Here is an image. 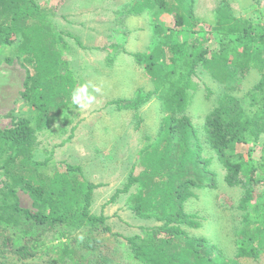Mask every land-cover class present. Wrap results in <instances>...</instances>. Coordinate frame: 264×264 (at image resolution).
Returning <instances> with one entry per match:
<instances>
[{
  "label": "trees",
  "instance_id": "1",
  "mask_svg": "<svg viewBox=\"0 0 264 264\" xmlns=\"http://www.w3.org/2000/svg\"><path fill=\"white\" fill-rule=\"evenodd\" d=\"M182 1L139 0L131 6L134 14L147 11L156 20L150 51L131 54L143 66L153 90L109 104L137 111L156 97L163 116L158 136L141 149L122 188L108 201L136 187L127 201L130 211L157 224L141 227L139 235L123 237L112 233L103 214L91 213L93 192L102 184L86 181L78 165L67 163H60L63 171L45 174L40 168L49 160L34 159L37 128L47 116L54 118L75 107L71 94L79 83L63 57L65 35L54 30L51 10L35 0H0V47L20 37L16 52L33 69L26 74L21 97L38 113L37 128L27 118L10 114L11 127L0 130V176L4 178L0 224L12 231L15 239L7 240L10 252L19 259L33 258L41 248L42 254L52 251L57 264H119L113 253L101 254L107 234L122 238L124 257L133 264H241L240 260L258 262L264 255V191L255 175H264V156L254 165L249 159L253 148L248 149L247 159L236 152L239 145L254 147L264 136V27L238 21L227 8H220L211 31L219 37L218 47L210 52L206 39L193 37L199 34L193 29L197 24L191 7L194 0H185V5ZM167 22L173 25L166 27ZM183 30L191 38L185 43L173 33ZM200 66L227 91L204 117L203 144L215 153L224 183L242 190L236 207L242 214L241 227L234 237L236 252L228 260L215 243L190 235L189 231L201 227V220L185 211V204L197 198L196 192L217 188L212 158L203 157L199 131L185 114ZM251 71L258 73L257 82L242 96L232 95ZM62 118L67 120L66 115ZM260 148L264 155V144ZM17 190L29 196L32 209L20 206ZM255 199L259 201L252 213ZM72 232L77 235L72 237ZM54 234L67 241L51 248L46 239Z\"/></svg>",
  "mask_w": 264,
  "mask_h": 264
},
{
  "label": "rangeland",
  "instance_id": "2",
  "mask_svg": "<svg viewBox=\"0 0 264 264\" xmlns=\"http://www.w3.org/2000/svg\"><path fill=\"white\" fill-rule=\"evenodd\" d=\"M41 7L51 10V23L56 32L63 33L67 48L62 51L64 59L69 63L81 83H91L101 90L93 93L96 102L88 109H80L77 105L57 117L47 116L40 129L37 128L38 113L30 102L21 97L26 74L33 69L24 62V57L16 52L20 37H15L9 46L0 47V130L11 127L10 114L25 117L33 128H37L38 148L34 159L49 160L40 169L52 175L55 171H63L60 163L78 165L81 177L94 184H105L92 197L91 213L106 214L109 211L111 221L106 222L116 233L123 237H132L141 233L140 228L157 224L153 220H141L129 209L128 200L136 193V187L129 193L120 194L118 203L107 210L108 201L113 195V188L125 183L130 168L137 163L138 155L143 147L155 140L161 130V104L152 97L141 105L137 111L124 109L109 104L116 100H131L138 91L148 93L153 90L150 78L142 65L136 62L131 54L148 53L152 46V24L156 20L147 11L134 14L131 6L139 0H35ZM183 4L185 0L182 1ZM186 4V3H185ZM184 4V5H185ZM193 16L197 20L194 38L206 39L207 48L211 52L218 47L219 37L211 33L220 8H227L238 21L249 20L253 24L264 27V0H194ZM161 16L164 19L165 16ZM173 22H167L172 26ZM175 39L188 42L190 36L183 30L174 31ZM201 33L203 35H201ZM71 35L76 38L69 37ZM209 56V55H208ZM259 79L255 71H251L243 80L239 91H232L235 96H242ZM196 91L191 93V100L185 114L199 131L203 145V157L212 158L211 169L217 173L215 190H200L197 198L185 204V211L200 217L201 227L189 231L190 235L204 237L215 243L223 252L224 259H231L236 252L234 237L240 229L241 212L237 204L242 190L228 187L223 181V168L218 163L215 153L203 144L202 128L205 115L215 106L224 86L211 80L204 67H198L193 76ZM79 87V86H78ZM91 91V89H89ZM66 115L67 120H63ZM70 135H72L71 138ZM150 140H148V139ZM262 136L257 145L237 147L236 152H243L251 164L257 165L264 156L261 145ZM251 147V148H250ZM60 168V169H59ZM260 179L264 191V175L255 173ZM4 178L0 176V185ZM113 190V191H112ZM21 207L32 209V201L21 190H17ZM94 201V204H93ZM257 199L251 202L250 212L256 213ZM104 209V211H103ZM127 215H131L128 217ZM139 219V220H138ZM11 230L0 224V264H57L53 252L38 253L30 259H19L10 252L9 241L15 239ZM77 233L72 232V237ZM104 245L101 254L113 253L119 264H133L124 257L125 247L122 238H113L109 234L103 237ZM7 241V242H6ZM67 241L58 235H49L48 246L59 245ZM68 242L71 243L70 239ZM241 264H264V255L260 261L240 260Z\"/></svg>",
  "mask_w": 264,
  "mask_h": 264
},
{
  "label": "clouds",
  "instance_id": "3",
  "mask_svg": "<svg viewBox=\"0 0 264 264\" xmlns=\"http://www.w3.org/2000/svg\"><path fill=\"white\" fill-rule=\"evenodd\" d=\"M100 90L98 86L91 83H81L71 94L72 103L80 109H88L96 102V96L93 93H98Z\"/></svg>",
  "mask_w": 264,
  "mask_h": 264
},
{
  "label": "crops",
  "instance_id": "4",
  "mask_svg": "<svg viewBox=\"0 0 264 264\" xmlns=\"http://www.w3.org/2000/svg\"><path fill=\"white\" fill-rule=\"evenodd\" d=\"M132 167H133V166H132ZM132 167H131V168H132ZM131 168H130V169H131ZM100 184H101V183H100ZM104 186H106V185L103 184V186H101V187H104ZM101 187H99V188H101ZM99 188H97V189L94 190V192H93V200H95V197H96V196H95V192H96ZM120 188H121V187H115V188H113V190L116 191L117 189H120ZM113 190H112V191H113ZM115 191H113V194L115 193ZM117 203H118V198H117L114 202L109 203L108 205H106V206L104 207V209L107 210L108 208H110L111 205H116ZM93 204H94V201H93ZM91 205H92V204H91ZM104 209H103V211H104ZM110 215H111V214H109V211H108L105 215L103 214V216L107 218L106 222L111 221ZM127 216H128V217H131V215H127ZM138 220H139V219H138Z\"/></svg>",
  "mask_w": 264,
  "mask_h": 264
}]
</instances>
